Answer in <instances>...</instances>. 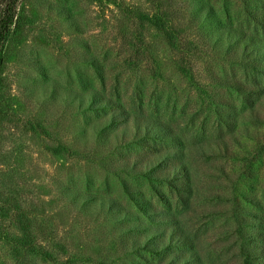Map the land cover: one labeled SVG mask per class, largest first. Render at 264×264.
<instances>
[{"label":"rangeland","instance_id":"obj_1","mask_svg":"<svg viewBox=\"0 0 264 264\" xmlns=\"http://www.w3.org/2000/svg\"><path fill=\"white\" fill-rule=\"evenodd\" d=\"M139 12L163 14L178 44ZM228 26L264 39V0L19 2L0 61V264H166L190 250L202 264H241V243L264 250V137L244 135H264V124L223 84L264 83V71L243 66L225 34L216 40ZM134 114L171 124L181 141L132 138ZM222 142L230 156L214 153ZM165 148L195 181L188 205L128 167L126 158ZM23 212L54 261L15 253L8 234H19ZM175 217L192 246L141 248L151 228Z\"/></svg>","mask_w":264,"mask_h":264},{"label":"trees","instance_id":"obj_2","mask_svg":"<svg viewBox=\"0 0 264 264\" xmlns=\"http://www.w3.org/2000/svg\"><path fill=\"white\" fill-rule=\"evenodd\" d=\"M20 1L21 0H0V61L4 43L16 22L17 7ZM138 18L140 21L147 20L149 23L157 27L163 33L167 42L171 45L176 46V44H178L174 33L175 31L168 25L163 14H146L144 12H139ZM217 32L218 33L215 34L216 40L220 39V34H225L228 38L229 45L232 46L235 51L238 49L241 50L243 66L248 67L255 74H262V71L264 70L261 66L263 63L260 60H264V39L252 34L248 35L241 29L237 31V29H234L231 26L224 27L223 29L220 28V31L218 30ZM223 84L247 97L250 104L249 110L252 113L251 115L253 116L254 114L253 119L250 118V120L257 124H264V83L259 81V77L257 78L256 76H253L250 84H246L237 78L223 80ZM252 96L257 98L256 102H253ZM92 99V101H94L96 100V97H93ZM108 103L109 104L103 105L102 107L111 108L112 103L110 101ZM256 104L261 109L260 112L256 108ZM117 113L118 112L110 113L111 118L109 123L117 121L114 119V116ZM124 120L127 121V118ZM129 120L131 136L132 138L135 137L138 141L155 139L157 142L167 144H177L181 141V136H179L175 129L172 128V125L162 120L151 117L145 118L137 114L131 115ZM227 121L233 125L232 120ZM38 126L41 127V125L36 124V127ZM246 131L249 132L248 128H245L244 135L252 137L255 139L254 141H258L264 137L259 130L249 132L251 135ZM125 135V131H121L120 134L117 135V138L124 139ZM232 138L235 139V142L237 141L235 135H232ZM218 146L215 148V154L227 156L231 153L230 148H228L225 142H222L221 149H219ZM63 147L65 150L69 151V148L65 145ZM180 156L179 152L175 149L165 148L162 151L158 150L152 153L138 155L133 158H126V160L129 169H131L134 175H143L151 182L166 183L171 190L176 192L177 197L182 200V203L188 205V196L194 195L192 194V191L194 190L195 181H193L189 174V167L185 164V161L180 159ZM195 195L198 196V194ZM132 200L135 201L144 216L149 218L154 214L150 209V207H153L152 204L149 203V205L146 206V203L148 202L145 200L139 201L138 198H133ZM180 221L181 220L178 217H175L174 219L165 222L166 224L151 228L150 233L152 234L153 232V235H150L149 239H146L140 244L141 248L154 253H167L170 249H173L176 246H192L193 242L186 233L187 231H190V229L188 228V230H185L187 223L184 222L185 226H182ZM17 222L19 234H15V236L8 234L15 253L18 256H23L27 253L35 254L54 261L55 258L51 252L37 242L32 230L31 220L26 214H24V212L17 215ZM145 229H147V227ZM238 232L242 241L246 240L245 237L247 238L250 235L241 225H238ZM258 237L257 239H261L264 236ZM257 239L252 238V240ZM249 246L244 245L243 243L240 245L239 257L241 256V258L239 259L241 264H264V250H262V248L257 249L253 247L252 244H249ZM173 253L176 254H172V257L166 262V264H202V262L199 261V257L195 255L196 253L194 250H190L187 253Z\"/></svg>","mask_w":264,"mask_h":264}]
</instances>
